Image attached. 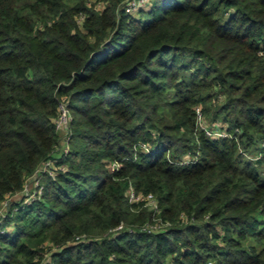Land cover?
<instances>
[{"label": "trees", "instance_id": "16d2710c", "mask_svg": "<svg viewBox=\"0 0 264 264\" xmlns=\"http://www.w3.org/2000/svg\"><path fill=\"white\" fill-rule=\"evenodd\" d=\"M130 2L0 0V264H264V0Z\"/></svg>", "mask_w": 264, "mask_h": 264}, {"label": "built area", "instance_id": "2783aa9c", "mask_svg": "<svg viewBox=\"0 0 264 264\" xmlns=\"http://www.w3.org/2000/svg\"><path fill=\"white\" fill-rule=\"evenodd\" d=\"M145 3L149 4L150 0H131L130 5L128 7V11L130 13H132L131 12L132 8H134V10L136 11L141 7V5H143ZM196 111L198 114V120L200 122H202L203 117H202V112H201L200 108L198 107L196 109ZM71 118H72L71 113H70L68 106L66 105V102H64V101L60 102V104H59V115H58V118L56 120V128L58 129L59 132H64L65 135L63 137L65 139V142L69 138L68 128H69V123H70ZM204 128H205L206 133L209 136H225L226 135V132L222 131V130H213L211 128H206V127H204ZM143 146L146 147L145 144ZM64 149L66 152H68V150H69L68 146H67V148H64ZM117 166H118V164L114 163L112 165V169H115V167H117ZM66 168H67L66 165H62V166L56 165L55 161H51V160L46 161L45 163H43L41 166H39L37 168V170L35 171V173L33 175H31L28 178L24 190H22L21 192H19L17 194H20L19 196L22 195L21 199L23 198V196H25V202L30 203L32 200H34L38 195H40L42 193L43 185L40 183V178H41V175L43 173L48 172L50 174H56V170H58V169L66 170ZM30 181H31V183H33V188H32L33 190L32 189L28 190V182H30ZM34 185H35V189H34ZM16 195H14L13 198ZM130 199L133 202H137L140 200H146L148 202V204L151 205L152 207H157V204H156L152 195H148L145 197L140 193H136L133 188H131V190H130ZM9 201L10 200H8L7 202H9ZM2 202H5V201H2ZM121 227H122V225L118 226V228H121ZM208 264H212V262L209 261Z\"/></svg>", "mask_w": 264, "mask_h": 264}, {"label": "rangeland", "instance_id": "374dc122", "mask_svg": "<svg viewBox=\"0 0 264 264\" xmlns=\"http://www.w3.org/2000/svg\"><path fill=\"white\" fill-rule=\"evenodd\" d=\"M148 5L149 4H147V3H145V4H143V5H141V8H146V7H148ZM131 12L135 15V16H137V17H140V14L137 12V10L135 11L134 10V8H132L131 9ZM60 135L63 137L65 134H64V132H60ZM65 142V141H64ZM62 145L64 144L63 142L61 143ZM67 146H68V143H66L65 142V144H64V148H67ZM64 148H63V150H64ZM33 188V183H31V181L30 182H28V190L29 189H32ZM34 189H35V185H34ZM33 190V189H32ZM20 194H17L15 197H14V200H20L21 199V197H22V195L21 196H19ZM7 209H8V207L6 206V202H1L0 203V215H5V213L7 212ZM250 241L251 242H255L253 239H250ZM212 262H213V264H215L214 263V260H211Z\"/></svg>", "mask_w": 264, "mask_h": 264}, {"label": "crops", "instance_id": "0c3cea01", "mask_svg": "<svg viewBox=\"0 0 264 264\" xmlns=\"http://www.w3.org/2000/svg\"><path fill=\"white\" fill-rule=\"evenodd\" d=\"M210 262H212V261L210 260ZM212 264H213V262H212Z\"/></svg>", "mask_w": 264, "mask_h": 264}]
</instances>
